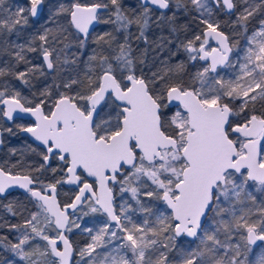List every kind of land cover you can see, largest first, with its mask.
I'll return each mask as SVG.
<instances>
[{
	"label": "snow or ice",
	"instance_id": "6c2138e0",
	"mask_svg": "<svg viewBox=\"0 0 264 264\" xmlns=\"http://www.w3.org/2000/svg\"><path fill=\"white\" fill-rule=\"evenodd\" d=\"M46 7L29 0L13 10L0 0V53L9 57L0 63V117H30L15 127L42 149L28 146L0 165V200L11 189L27 200L3 204L18 221L0 223L12 236H0V264H248L252 246L264 244V199L254 194L264 196V19L249 34L264 0H138L130 10L121 0H57L41 30L25 44L9 42ZM214 8L235 15L231 34ZM181 10H194L202 25L180 43L187 60L173 64L171 53L149 66L151 43L158 56L172 43L150 42L149 30L183 31ZM99 23L113 29L96 33ZM237 35L247 41L242 50ZM223 69L234 73L225 78ZM46 74L52 84L31 99L11 83L32 88ZM5 133L15 135L0 128V145ZM27 152L40 162L29 163ZM64 186H72L67 201ZM90 214L103 217L95 231L81 228ZM75 229L90 242L75 246ZM181 237L195 247L178 248ZM254 264H264V254Z\"/></svg>",
	"mask_w": 264,
	"mask_h": 264
},
{
	"label": "trees",
	"instance_id": "16d2710c",
	"mask_svg": "<svg viewBox=\"0 0 264 264\" xmlns=\"http://www.w3.org/2000/svg\"><path fill=\"white\" fill-rule=\"evenodd\" d=\"M66 1V0H64ZM126 4L135 2L136 0H123ZM57 0H45L46 5L50 4H55ZM7 6L11 7L13 10H15L16 7H24L27 8L29 6V0H7ZM124 6V5H122ZM51 7V6H50ZM221 17H225V13L221 10ZM2 15V14H0ZM177 19V24L183 27V31H180L176 34L171 35L173 39L171 44L166 45V50L163 52L162 55L158 56L157 53L160 52V49L156 48L155 43H151L149 50H148V59H149V66L152 65L153 61H158L159 59H163L164 57H169L171 53H176L174 56H171V63H176L177 61L180 60H187V54L183 52L182 49H180V43L182 41L186 42V39L191 38L194 33L198 34L200 29L202 28V25L200 24V17H198L193 10L188 11L187 13L183 12V10L179 11L176 16ZM255 21V20H254ZM44 24L41 22L38 23V21L35 18H29L28 25L23 28L22 31H20L18 34L13 33L8 37L9 42H15V43H20V44H25L33 34L38 32L39 30L42 29ZM153 31L151 34H148L149 36V41L150 42H156L159 40L161 36L164 37H169V32L168 30L157 28L156 26L153 25ZM223 28H226V26H223ZM228 31V30H227ZM71 39V37H69ZM141 48H144V45H140ZM88 50H86L87 52ZM28 59L32 61L33 64H41L40 61V56L38 52H28L26 53ZM5 59H9V57L6 56L4 53H0V63H2ZM189 65L190 63L187 64V71L189 70ZM26 65L21 64L18 70H24ZM187 78V77H186ZM53 81V78L51 75H44V76H39L37 79L32 81V84L34 87L38 88H44V85L47 86ZM13 87L19 89V90H26V89H31L27 86H24L21 84L20 81L18 80H12L11 81ZM45 86V87H46ZM32 98V97H30ZM258 214V213H257ZM255 216V215H254ZM2 230H0L1 232ZM185 241L186 243H183ZM191 241L190 239L186 237H181L179 238V242L176 243V246L181 249H185L186 244ZM171 255L176 256L175 252H172Z\"/></svg>",
	"mask_w": 264,
	"mask_h": 264
},
{
	"label": "rangeland",
	"instance_id": "374dc122",
	"mask_svg": "<svg viewBox=\"0 0 264 264\" xmlns=\"http://www.w3.org/2000/svg\"><path fill=\"white\" fill-rule=\"evenodd\" d=\"M66 2V1H64ZM82 3H88V2H91V0H81ZM121 3L122 5H124L123 7L125 9H131L133 6H135L137 3H138V0H136L135 2H132L131 3H125L123 0H121ZM212 3V0H209V4L211 5ZM51 5L48 4V7L45 8L44 10V13L35 18L38 23H42L44 24V17L47 16V15H50V12H51ZM29 7V6H28ZM194 11V10H193ZM214 13H215V16L217 19H219L220 21H225V22H228L227 24L225 25H222V28L223 26H226L229 34H231L233 32V29L230 25V22L232 20L235 19V15H228L225 13V17H221V13L220 11L217 12L215 10V8L213 9ZM194 13L199 17L198 13H196L194 11ZM109 18V13L106 12L104 13L103 15V19L107 20ZM260 19H264V15H257L254 19L251 20V23L249 24V34H251L252 30L255 29V28H258L259 27V20ZM255 20V21H254ZM177 21V19H176ZM95 32L96 33H100V32H103V31H110L113 29V25L110 24V23H99L97 24L95 27ZM153 26L152 28L149 30L148 34H151V32L153 31ZM132 31H135V28L132 29ZM193 36V35H192ZM174 38V37H173ZM172 36H170V39H173ZM234 39L236 41H238L237 43V47L240 48L241 50L246 46L247 44V41L245 39L244 36H241V35H237L234 37ZM87 50V49H86ZM85 50V51H86ZM70 52L71 51H75V49H71L69 50ZM238 54L234 51L232 53V56L230 57L233 58V57H236ZM40 56V55H39ZM239 56L242 58L243 56V51H241L239 53ZM81 61L85 60L86 57L85 56H81ZM40 61H41V64H42V57H40ZM189 70H188V73H193L195 71V68L192 66V64L189 65ZM221 72V75L225 76V78H228L230 77L231 75H233L234 73V70L233 69H223V70H220ZM187 79V78H186ZM53 81H51L50 84H52ZM49 84V85H50ZM48 85V84H47ZM46 85H44L45 87ZM17 89V88H16ZM42 88H38V87H35V88H31L30 91L31 93H39V91L41 90ZM19 90V89H17ZM24 96H27L22 90H19ZM251 183V182H250ZM62 192H67L69 191L68 188L66 187H63L61 189ZM256 196H257V203H259L262 199H264V196H262L260 193H254ZM127 195L128 194H125V198H127ZM26 198L24 197H21L19 195H10L7 197V200H0V210L3 209V204L7 203L8 201H23L25 203H27V200H25ZM120 201H118L119 203ZM151 205L154 209L158 208V207H161L162 205L160 204V202H157V201H151ZM30 207V205H29ZM133 207H135V205L133 204ZM143 214L140 213L139 211H137L136 215L133 216V220L136 221L137 223L140 222L141 218H142ZM257 215L255 216H252V219L255 220L257 219ZM103 219V217H100L99 214H90L89 216H86V217H83V219L80 221L81 223V228H84V227H92L93 230L95 231L96 228L102 226L100 221ZM4 220H8L12 223H16L18 221V217H12L10 214H4L2 213L1 214V211H0V223H3ZM2 229V231L0 232V236H4V235H8L9 239H12V236L8 233V230L7 228H0V230ZM73 239V243L75 246H79V247H83L85 244H87L88 242H90V235L86 232H82L81 229H75L73 231V233L70 235ZM191 240V239H190ZM179 242V239L177 241H175V243ZM183 243H186L185 241H183ZM187 247L184 246V248H188V247H195V244L192 243V241H189L187 244H186ZM264 254V244L262 243H258L256 245H253L252 246V252L248 253V264H254V261L255 259H257L260 255ZM5 254H3L2 252H0V259L4 258ZM175 256L171 255L170 254V259H173Z\"/></svg>",
	"mask_w": 264,
	"mask_h": 264
},
{
	"label": "flooded vegetation",
	"instance_id": "af4514ba",
	"mask_svg": "<svg viewBox=\"0 0 264 264\" xmlns=\"http://www.w3.org/2000/svg\"><path fill=\"white\" fill-rule=\"evenodd\" d=\"M222 30L225 31L227 34H229V32L225 28H222ZM23 92L27 95V97H29V99H31L30 97H32V93L29 89H26ZM29 123H31L30 117H24L20 119L14 116L13 121H8L6 118L0 117V128L12 127L13 132L15 133V135H10L7 133H5L4 135L5 142L4 144L0 145V165L4 164L5 161H7L9 164L15 163L16 160L20 158V153L25 152L28 149V146H31L32 148H37L38 142L30 138L28 134L20 132L15 127V125H28ZM11 149L17 150V154L15 156L11 154ZM41 150H42L41 148H37V152ZM24 158L29 163H32L34 165L40 162V157L36 153L27 152ZM64 187L69 189L72 186H64ZM11 193H12L11 195H19L21 197L26 198V194L24 193L22 189H12ZM62 193L63 195L60 198L64 201L69 200L72 195L71 191H67L65 193L62 192ZM0 211H1V214L2 213L7 214L4 208L1 209ZM70 239L73 241L71 236H70ZM188 239H191V238H188Z\"/></svg>",
	"mask_w": 264,
	"mask_h": 264
},
{
	"label": "water",
	"instance_id": "95a60500",
	"mask_svg": "<svg viewBox=\"0 0 264 264\" xmlns=\"http://www.w3.org/2000/svg\"><path fill=\"white\" fill-rule=\"evenodd\" d=\"M96 25H97V24H96ZM96 25H94L93 27H95ZM21 115H23V114H21ZM14 116H15V115H14ZM24 117H27V116H24ZM26 134H27V133H26ZM28 135H29V137H30V138H32V137L30 136V134H28ZM32 139H33V138H32ZM33 140H34V139H33ZM11 190H12V189H11ZM11 190H10V191H11ZM258 243H262V242H260V241H257V243H256V244H258Z\"/></svg>",
	"mask_w": 264,
	"mask_h": 264
}]
</instances>
